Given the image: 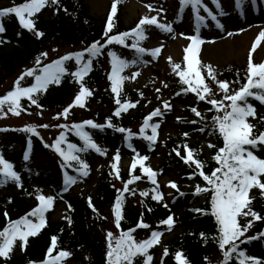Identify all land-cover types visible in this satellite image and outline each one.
<instances>
[{"label":"snow or ice","instance_id":"snow-or-ice-1","mask_svg":"<svg viewBox=\"0 0 264 264\" xmlns=\"http://www.w3.org/2000/svg\"><path fill=\"white\" fill-rule=\"evenodd\" d=\"M122 0H113L110 12L106 19L105 28L100 39H96L90 43L81 42L83 47L80 50L70 51L58 58L49 60V53L41 51L34 59L32 67L23 69L20 75L16 78L13 88L0 96V119L6 118L9 113L13 116H20L21 113L32 115L29 109L33 106L38 110L36 115L42 116L44 108L39 102L41 94L46 93L50 86H60L61 83L68 79L70 83H75L78 86L74 99L62 111L58 112L53 119L65 122L50 124H27L22 128L9 129L0 128V132L17 131L26 134L27 147L23 152V160H30L32 151L33 139L36 137L42 143L45 149L51 150L58 157V166L62 173V191H58L56 195L45 194L43 189L35 188L33 192L27 195L34 196L38 202L36 206L27 211L24 215L17 219H12L7 211L3 212L6 221L5 226L0 230V261L2 264H8L17 247L20 251L26 252L29 246L30 238L37 237L44 228L48 226L47 216L54 209V205L59 198L63 200V193L69 191L70 187L76 185L78 180L86 178L90 175V165L83 158L82 154L95 152L100 156H107L108 149L100 146L93 135L86 129L99 130L103 132L105 129H112L114 132L124 134L123 140L126 142V147L134 153L131 157L129 167V178L122 180L120 175L119 162L121 161L120 149H116L112 156V162L109 164L111 171L108 173L113 179L121 180L123 187L116 188V197L114 205L111 209L114 220L113 224L116 232L105 230V254L104 264H154L155 254L150 250L161 245V237L165 232H171L175 226L173 215H168L161 219L156 229L145 222L144 213H140L135 226H131L125 230L122 227V221L125 219L123 205L125 203V193L135 196L137 189L130 188L137 181H141L143 177H147V182L153 185L152 188L141 190V197H149L151 200L160 203L164 199V193L160 191V184L157 181V176L162 174L154 170L146 162L150 159L148 155H142L133 145V138L142 139L147 142L149 152L153 151V145L158 141V129L161 127L159 121L153 122L154 118L162 120L167 112L173 110V105L170 99H163L161 87H156V99L160 101V106L152 110L142 120L138 132H133L130 128L119 126L113 122V118L120 119L122 114H125L129 109H134L140 103V100L132 102L123 95V85L125 81H135L141 75L140 71H132L130 75H123L130 68H139L149 63L144 59L145 56H150L153 60L157 59L162 52L163 42L159 46L152 49H147L142 46V42L148 39L146 31L148 27L154 26L160 33L173 34L175 29L173 24L182 22L183 14L186 9L190 8L191 13L195 14V34L179 35L189 41L183 49V67L181 63H175L172 57H167L171 66L172 73L179 77V83L182 86L175 92V96L194 94L198 104L203 101L207 107L204 112L198 110V107L193 106L190 111L198 119L187 121L190 124H202L201 127L195 129L196 132L206 134L208 137H216L220 143H213L211 140L207 142L209 149H214L215 152L211 159L215 163V167L209 172L205 171L207 166L206 161L198 159V155L202 152L189 148L187 143L177 145L172 149V152L179 157L185 165L192 169L191 174L187 177L193 180L199 177L203 181V185L196 183L194 185L193 196H204L207 208H192L190 211L201 215L210 216L213 218L215 230L213 233L200 232L199 238L206 246L211 240L217 245L221 253L219 264H232L235 259L237 264H264V259L247 255L245 251L239 250L241 244H246L252 241L264 238V230L259 233L248 236L247 233L254 227L257 221L264 222V215L255 211L252 207L255 197L250 195L252 189L260 191L261 198H264V129L257 131V125L250 122L251 119H257V110L251 100L258 101L264 105V62L254 63L253 53L260 48L264 42V26L261 27L255 41L251 45L248 53L246 74L243 77L245 82L241 83V78L237 72V79L232 81L239 85L237 89H231L230 83L227 80H219L218 72L211 64L203 63L200 53L202 46L206 43H215L214 40H205L201 36V27L204 25L206 13L211 21L215 22V28L220 32H226L228 36H233L237 33L228 30L225 23L218 19L216 14L210 10L205 0H178V12L175 14L173 21L162 22L160 16L166 11L163 7L154 8L151 4H145L149 13L155 12L156 15H144L139 19L138 23L131 30L123 32H114L116 27L115 18L118 13V5ZM215 5L220 17L228 16L222 6L221 0H211ZM235 10L240 14L241 19L245 18V3L246 0H232ZM264 6V0H261ZM55 6V13L58 14L62 5L60 0H24V2L10 7L0 9V21L4 17L14 15L23 30L32 33L37 39L42 38L45 33L36 27V20L33 17L37 16L45 7ZM250 6L253 11H258V0H250ZM66 13L68 10L63 9ZM87 23V21H85ZM245 29L241 28L240 31ZM6 32L3 23H0V34ZM191 32V29H190ZM17 38L21 37V33L17 32ZM175 39L176 36L172 35ZM128 41H131L129 44ZM11 41L4 39L0 35V46L10 43ZM119 45L123 48H130L134 51L133 59L122 58L110 46ZM53 52H58L57 48L52 49ZM110 58L109 63L111 70L107 74V80L110 82V92L113 94L114 103L116 105L111 116L105 119L104 123H97L93 119H86L81 122H67L73 108H86L87 99L92 97L94 89H90L85 78L93 71L94 62L99 57L105 55ZM48 61V62H45ZM69 62H74L75 70H70L67 66ZM207 73V78L211 79L217 86V92L206 83L204 73ZM26 78H31L32 83L24 86L22 82ZM163 88H168L166 82H161ZM186 86V87H183ZM222 93V95H221ZM140 99H145L142 92L139 93ZM219 96L220 98H216ZM22 100H26L27 106L22 104ZM151 103V101H148ZM147 106V105H145ZM207 113H212L209 118ZM260 123L264 124V116H260ZM186 118L176 117L177 122H185ZM55 127L58 129V135L48 143L40 135L38 128L49 129ZM150 129V134L149 130ZM69 135L78 138L80 144L71 142ZM182 135L187 138L189 133L183 132ZM181 147L186 155L181 154ZM194 166V167H193ZM139 167L140 174H134ZM69 169L76 175L69 174ZM99 171V169H97ZM39 173H37L38 175ZM9 183L15 185L17 189H24L21 174L14 170V164L9 162L3 154H0V187H5ZM170 189H175L180 197L186 195L180 191L179 186L174 181H169L166 185ZM115 188V184L112 185ZM172 195V193H169ZM68 211H74L72 205L67 201ZM8 203H12L11 197L8 198ZM89 208L94 214L99 215L95 208L92 198H87ZM140 204L147 208L148 212L152 209L148 207L144 200ZM163 206L168 208V204ZM69 227L72 225V219L65 215ZM107 220V217H101ZM137 229L150 230V235L145 238L137 239ZM63 232V229L60 230ZM192 233H190L191 235ZM58 235L50 237V245L46 249L43 260L37 262L28 259L27 264H66V261L72 257L73 253L59 246ZM55 253V254H54ZM170 255L169 247L162 246V253L159 257V264H165V258ZM174 264H191L182 250H176L171 253ZM89 259L88 257H85ZM206 264H212L207 256L204 257Z\"/></svg>","mask_w":264,"mask_h":264},{"label":"trees","instance_id":"trees-1","mask_svg":"<svg viewBox=\"0 0 264 264\" xmlns=\"http://www.w3.org/2000/svg\"><path fill=\"white\" fill-rule=\"evenodd\" d=\"M24 2V0H0V8L10 7L14 4L18 5ZM62 5L58 14L55 13V6L45 7L42 9L37 16L33 17L36 20V27L40 31H43L45 35L37 39L32 33L22 31L18 28L15 19L10 16L5 18L4 27L6 32L3 36L11 41L10 43L0 46V95H3L7 90L12 88L13 82L17 75L25 68L32 67L34 64L35 57L41 51H47L49 53L53 52V48H57L62 51H76L80 50L84 43H90L96 39H100L106 21L105 19H98L95 17L88 4L85 0H60ZM66 8L68 12L66 13L63 9ZM87 21V23H85ZM116 27L114 32L128 31L123 25L122 16L119 14L115 18ZM152 27H148L146 32H149ZM17 32L21 33V37L17 38ZM130 44L131 41H128ZM142 46L146 48V41L142 42ZM112 50L116 51L122 58L133 59L135 53L133 50H125L119 45L110 46ZM108 57L105 55L98 58L94 62L93 71L85 78V82L90 89H94V98L90 97V103L96 104L99 102L98 108L93 110L89 102L86 104L87 109L84 112L77 113L73 112L69 116L67 122H80L84 119H94L97 122H105V119L112 115L116 105L114 103L113 94L110 92V82L107 80L108 68L106 67V59ZM47 62V61H46ZM182 67L183 62H181ZM69 68L74 66V62H69L67 65ZM216 69V68H215ZM218 72V79L223 81L227 80L229 82L235 81L237 79V72L241 78V83L245 82L243 77L246 74V69L242 70L234 66L226 67L224 69H216ZM168 78L173 81V83L168 86V90L171 94L175 95L182 86L179 83V77L175 73L168 74ZM206 83L209 84L210 80L207 78L206 73ZM128 81L124 82L123 86H126ZM24 86H27L25 81ZM216 85V84H215ZM238 85V84H237ZM186 87V86H183ZM78 86L75 83H70L68 79H65L60 86H51L49 90L41 94L39 97V102L43 105V114H53L55 112H60L61 108L70 99V96L76 91ZM235 89V88H234ZM78 91V90H77ZM145 99H140L139 93H125L123 95L130 99L132 102L140 100L137 107L145 104L148 100V92L141 91ZM75 96V95H74ZM183 98L190 97V94H182ZM96 98V99H95ZM219 99V98H218ZM27 101L22 100V104L27 106ZM136 107V108H137ZM136 109H129L125 114H122L120 119L113 118V122L119 126L132 129L133 132H138L139 127L142 124L143 118L146 116V110L144 108L139 109L133 113ZM33 114L35 121H41L42 116H36L38 111L35 106L29 109ZM27 113H21L20 116H26ZM212 113H207L210 121ZM12 116L11 113L7 115L6 118ZM0 119V125L2 122H8L11 118ZM41 124H46L41 123ZM50 124L51 123H47ZM260 130L264 128V124L259 125ZM150 134V129L148 130ZM102 136L108 140H118L119 134L114 132L112 129H106L103 131ZM26 134L19 133H2L0 134V150L9 162L14 164V169L21 174L23 189H17L14 184L9 183L5 187H0V190H10L9 193L0 196V230L5 226V219L3 212L7 211L12 219H17L24 215L27 211L31 210L32 207L36 206L38 203L34 196H29L27 193L33 192L36 187H33V183H45V181H50L54 183L61 182L60 169L58 167V157L51 156V150L45 149L42 143L37 138H33L34 147L32 150V162L25 164L22 162V154L11 153L5 146L4 143L12 142H23L25 141ZM73 136L69 135L70 141ZM216 143H220L216 137H214ZM17 140V141H16ZM122 141V139H121ZM187 143L189 148L199 150L201 147L199 145H194L191 147L187 138H169L165 147V157H164V167H174L182 166L183 172L190 175L192 169L183 163V161L172 152V149L177 145H183ZM182 155H186L183 148L180 149ZM215 150L210 149L211 156H213ZM112 151L107 152V156H110ZM86 155H82L85 158ZM198 159L207 162L205 171L209 172L216 165L207 153L202 150L198 155ZM54 161V162H53ZM120 167V175L122 180H127L129 178V171L125 172ZM194 167V166H193ZM111 169L107 166L104 172L100 175L99 184L95 191H90L87 194H80L74 197L70 195H63L64 199H57L55 206L60 204L62 201H67L72 205L74 211H68L66 207L65 215L69 216L73 223L69 227L67 220L62 219L57 222H48V226L42 230V232L37 237L30 238L29 246L26 252H21L19 247H17L12 255V258L8 263L10 264H24L27 263L28 259L33 261L41 260L44 255V250L49 243L50 237L52 235H58L59 246L73 253L71 260L78 261L82 260L81 255L84 253L89 259L85 260L84 264H104V254H105V230H111L116 232L117 230L113 224V214L112 207L114 205L115 197L117 195L116 188H122L123 184L121 180L113 179L109 176ZM37 173H39L37 175ZM134 174L139 175L140 170L137 168ZM198 182V178L193 179ZM143 183L147 182V177H143L141 180ZM88 179L83 178L82 184L87 183ZM115 184V188L112 185ZM130 188H136L137 192L135 196L125 193V203L123 205L124 217L125 219L121 222L122 227L127 230L131 226H135L140 217V213H144V220L146 223H152L156 226L161 219L166 218L168 215H173L176 218V213L174 210L167 211V209L160 203L151 200V193L149 197H141L139 192L141 190L150 189L146 184L144 189H139L136 185L129 186ZM92 198V202L95 208L98 210L99 215L94 214L88 206L87 198ZM255 199L253 200L252 207L255 211L264 215V198H261L260 191L255 189L253 194ZM11 197L12 203H8V198ZM201 197L195 196V200L190 203L186 208H184L182 214L179 216L180 220L187 226L184 228L181 235H178L170 239L166 245L169 247L170 255L165 258V264H174L173 256L176 250H182L187 258L191 261V264H206L204 257L207 256L212 264H219L222 256L219 252L217 245L209 240L206 246L203 245V241L199 238L200 232L213 233L215 230V225L213 218L210 216L198 215L190 209L192 208H207L208 204L204 199L201 203ZM144 200L146 205L152 209L151 212L147 211V208L140 204V201ZM130 203L132 204L130 206ZM200 203V204H199ZM196 205V206H195ZM101 217H107V220L101 219ZM49 217L47 216V219ZM175 220V219H174ZM63 229L61 233L60 230ZM264 230V222L257 221L254 227L247 233L248 236L259 233ZM165 232V235L172 233ZM190 233H192L190 235ZM143 234V235H141ZM145 238L146 235H150V230H141L138 232L136 237ZM140 237V238H141ZM245 251L247 255L255 256L264 259V238L260 240L252 241L246 244H241L240 249ZM153 252V251H152ZM154 264L156 263V252ZM66 264H68L66 262ZM232 264H237L235 259Z\"/></svg>","mask_w":264,"mask_h":264},{"label":"rangeland","instance_id":"rangeland-1","mask_svg":"<svg viewBox=\"0 0 264 264\" xmlns=\"http://www.w3.org/2000/svg\"><path fill=\"white\" fill-rule=\"evenodd\" d=\"M89 4L92 13L98 17L103 18L107 13L109 2L111 0H86ZM177 0H126L125 6V22L127 25L131 24L134 20L138 18L140 14H149L156 15L155 12L149 13L148 9L144 7L145 4H151L154 8L163 7L166 11L160 16L162 22H171L173 21L175 14L177 13L178 7L174 4ZM223 7L228 16L219 17L222 23H225L228 30L237 33L233 36H228L226 32H220L218 29L210 26L209 21L207 20L204 25L201 27V36L205 40H214L215 43H206L202 46L201 57L202 60L207 64L215 66H226L232 63H238L243 65L247 62L248 53L250 51L251 45L255 41L258 33L261 30V27L264 26V13L260 10L253 11L250 6V0H246L245 3V18L241 19L240 14L237 10L234 9L232 0H222ZM258 9L260 5L258 2ZM175 32L173 34H163V33H150L149 34V44L150 47L159 46L160 42H163V54L157 62H153L149 59V63L141 66L139 68H130L128 73L132 71H140L141 75L136 78L135 81H131L129 84V89L138 91L142 88H148L150 92V98L152 103L157 102L156 99V87H161V94L163 99H170L173 105V110L167 112L162 120L157 119L161 127L158 131V144L156 145L154 151H147L141 144H136L135 147L142 155H148L150 159L149 163L155 167L160 168L161 161L164 157V145L168 137H179L182 136V133L187 131L189 133L190 141L197 143H206L211 140L206 134L198 133L195 131L198 128V125H193L187 121L192 120L191 117L186 113L188 107L196 106L194 100L188 102L177 101L172 99L162 87L161 82H166V74L170 68V64L167 60V57L171 56L172 60H178L183 55V49L187 46L188 41L184 40L179 33L183 32L185 34H195V19L191 12L186 10L183 14L182 22L179 24H173ZM245 29L240 31V29ZM191 29V32H190ZM172 35H175L176 38L173 39ZM214 53V55H213ZM253 58L258 62H264V42H262L260 48L253 53ZM198 107V106H196ZM199 109V107H198ZM176 117L186 118L185 122H177ZM13 123L16 126L23 125L26 121L23 118L18 116L11 117ZM49 135H47L48 139ZM212 141V140H211ZM118 149L119 147L116 146ZM205 148V146H203ZM115 149V151H116ZM120 154L125 165H128L131 161V157L134 155L131 151L122 149L120 146ZM104 160L96 159L94 160V169L89 183V187H93L97 184L98 181V170L104 165ZM176 180V181H175ZM169 181H175L180 184V186H185L184 190L187 191L190 188L188 187L189 181H186L182 174H180L179 168H174L170 172H163L160 174L159 184L160 191L164 193V203H170L173 198L174 191L167 187ZM51 187V185L47 186ZM75 190V193L79 192V189ZM194 191V189H193ZM192 191V192H193ZM172 193V195H169ZM192 200V196H188L186 201L176 200V211L181 212L183 207ZM63 206L55 214V218H60L63 216ZM185 227V224L180 223L176 229V235L180 234Z\"/></svg>","mask_w":264,"mask_h":264},{"label":"bare ground","instance_id":"bare-ground-1","mask_svg":"<svg viewBox=\"0 0 264 264\" xmlns=\"http://www.w3.org/2000/svg\"><path fill=\"white\" fill-rule=\"evenodd\" d=\"M213 55H214V53H213Z\"/></svg>","mask_w":264,"mask_h":264}]
</instances>
